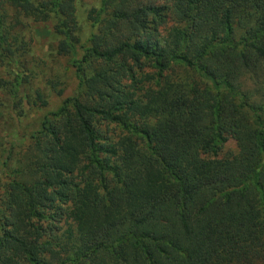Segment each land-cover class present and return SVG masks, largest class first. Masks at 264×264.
<instances>
[{"label":"trees","instance_id":"1","mask_svg":"<svg viewBox=\"0 0 264 264\" xmlns=\"http://www.w3.org/2000/svg\"><path fill=\"white\" fill-rule=\"evenodd\" d=\"M86 18L83 47L76 0H0V93L27 19L52 22L78 79L2 185L0 264H264V0H100Z\"/></svg>","mask_w":264,"mask_h":264},{"label":"rangeland","instance_id":"2","mask_svg":"<svg viewBox=\"0 0 264 264\" xmlns=\"http://www.w3.org/2000/svg\"><path fill=\"white\" fill-rule=\"evenodd\" d=\"M99 4L100 0H76L80 46L87 45V39L94 31L86 18L87 11ZM26 23L23 35L27 50L16 62H11L1 71L5 79L19 76L21 82L15 91L7 88L0 93V190L20 153L29 143L30 135L39 128L42 118L55 111L63 99L73 96L78 89V79L69 64L71 57L56 52L59 37L52 31V22L34 23L27 19ZM49 81L57 82L62 93L51 89ZM247 86L245 79L242 88ZM236 151L235 142L228 140L219 156Z\"/></svg>","mask_w":264,"mask_h":264}]
</instances>
